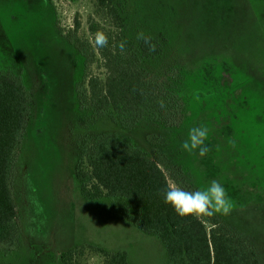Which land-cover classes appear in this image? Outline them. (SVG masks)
<instances>
[{
    "label": "rangeland",
    "instance_id": "374dc122",
    "mask_svg": "<svg viewBox=\"0 0 264 264\" xmlns=\"http://www.w3.org/2000/svg\"><path fill=\"white\" fill-rule=\"evenodd\" d=\"M132 6L138 22L152 23L153 13L163 12L178 55L194 61L185 75L195 112L190 128L209 129L211 150L202 158L184 151L185 159L198 188L213 179L224 185L233 209L217 215L264 264V0H135ZM97 30L108 40L114 34L95 0H0V73L18 79L30 103L10 182L19 239L0 244V264H61L59 255L75 249V264H104L86 247L124 252L127 264H167L155 235L119 219L116 201L86 200L75 178L85 135L109 129L82 113L77 99L84 59L75 45H83L88 78L103 84L107 76L88 39ZM149 132L142 126L122 135L145 147Z\"/></svg>",
    "mask_w": 264,
    "mask_h": 264
},
{
    "label": "trees",
    "instance_id": "16d2710c",
    "mask_svg": "<svg viewBox=\"0 0 264 264\" xmlns=\"http://www.w3.org/2000/svg\"><path fill=\"white\" fill-rule=\"evenodd\" d=\"M95 1L114 28L107 48H99L107 76L103 84L88 78L83 45L74 44L84 59L77 99L82 113L109 129L85 135L79 149L74 174L81 195L89 201H116L119 219L160 240L167 264H259L255 249L218 215L181 218L164 203L161 190L169 182L198 189L180 147L195 114L185 78L187 65L194 61L178 55L177 37L168 33L170 21L163 12H154L152 23L145 17L138 22L135 0ZM140 32L151 38L155 51L137 39ZM122 40L127 41L124 54L119 50ZM29 104L19 80L0 73V244L10 246L16 245L20 233L10 182ZM142 126L150 131L145 147L122 135ZM86 248L100 255L104 264H127L124 252ZM75 251L60 254L61 264H75Z\"/></svg>",
    "mask_w": 264,
    "mask_h": 264
},
{
    "label": "clouds",
    "instance_id": "9594fccd",
    "mask_svg": "<svg viewBox=\"0 0 264 264\" xmlns=\"http://www.w3.org/2000/svg\"><path fill=\"white\" fill-rule=\"evenodd\" d=\"M108 28L107 25H102ZM113 30V29H110ZM88 39L95 48H105L108 46V35L104 30H97L90 34ZM138 40H143L149 45V51H155V45L150 43V37H146L143 32L137 34ZM127 41L119 43L121 54L126 52ZM160 107L165 104L160 101ZM209 137V129L204 126L192 127L188 130L187 138L181 142V149L190 155L204 157L210 152V148L205 144ZM164 203L170 205L175 213L181 218L192 217L201 219L202 217H214L219 215H230L233 209V200L224 185L219 180H211L206 187L189 190L181 183L173 182L168 184L166 189H162Z\"/></svg>",
    "mask_w": 264,
    "mask_h": 264
},
{
    "label": "flooded vegetation",
    "instance_id": "af4514ba",
    "mask_svg": "<svg viewBox=\"0 0 264 264\" xmlns=\"http://www.w3.org/2000/svg\"><path fill=\"white\" fill-rule=\"evenodd\" d=\"M53 14H54V11H53ZM54 17H55V15H54Z\"/></svg>",
    "mask_w": 264,
    "mask_h": 264
}]
</instances>
